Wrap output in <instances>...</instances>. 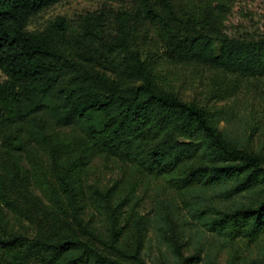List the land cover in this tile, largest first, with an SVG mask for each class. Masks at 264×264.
Here are the masks:
<instances>
[{
	"label": "trees",
	"instance_id": "1",
	"mask_svg": "<svg viewBox=\"0 0 264 264\" xmlns=\"http://www.w3.org/2000/svg\"><path fill=\"white\" fill-rule=\"evenodd\" d=\"M59 1L0 0V264H162L146 253L150 231L177 264L201 260L206 233L233 259L236 240L264 243V152L220 128L226 106L167 88L160 57L138 46L147 23L168 61L243 85L264 78V33L228 35L173 0L27 28ZM96 159L115 177L83 182ZM156 178L174 194L144 210L145 180ZM189 237L199 245L185 256Z\"/></svg>",
	"mask_w": 264,
	"mask_h": 264
},
{
	"label": "rangeland",
	"instance_id": "2",
	"mask_svg": "<svg viewBox=\"0 0 264 264\" xmlns=\"http://www.w3.org/2000/svg\"><path fill=\"white\" fill-rule=\"evenodd\" d=\"M173 1L177 8L181 4L184 15L192 12L208 17L211 23L217 21L218 26L228 35L256 38L264 33V0ZM218 4H221L222 8ZM126 5H129L127 0H62L34 15L27 28L40 29L47 21L58 15L74 17L77 13L92 11L102 6L124 8ZM139 36V48L143 52L151 51L155 56L160 57L158 71L167 88L184 100H195L197 103L206 104L210 109L226 106L228 109L225 107L222 109L228 114H225V118L219 123L220 128L232 136L248 141L252 148L264 152V78L241 85V81H236L233 76H219L218 71L202 65H175L166 59V50L159 37V31L155 27L144 23ZM3 78L4 75L0 72V80ZM224 96L229 98L224 99ZM60 134H67V139L73 132L70 129H63ZM114 168L110 163L105 167L102 160L96 159L90 165V174L86 175L82 181L105 183L115 177ZM145 187L147 192L141 195L140 201L144 210H149L154 196L170 199L174 194L163 178L146 179ZM174 203L179 205L181 208L178 207L179 210H182L178 199ZM191 235V238H194V233L191 232ZM148 236L151 238L145 249L149 259L153 261L160 259L159 261L164 262L162 264H177L165 248L161 251L166 256L160 257L153 231L148 232ZM191 238H188V245H185L183 249L185 256L191 254L199 245ZM200 244L203 247L201 260L188 264H260L259 261L264 259V243L261 241L236 240L234 249H236L237 259L232 258L231 249L222 240L209 233L201 238Z\"/></svg>",
	"mask_w": 264,
	"mask_h": 264
}]
</instances>
